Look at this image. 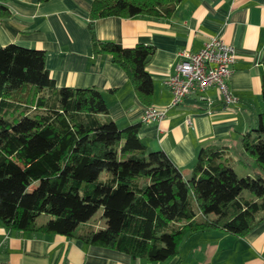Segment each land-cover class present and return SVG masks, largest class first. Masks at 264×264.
<instances>
[{
	"label": "trees",
	"instance_id": "1",
	"mask_svg": "<svg viewBox=\"0 0 264 264\" xmlns=\"http://www.w3.org/2000/svg\"><path fill=\"white\" fill-rule=\"evenodd\" d=\"M182 1L93 0L92 52L112 55L147 105L155 47L100 40L96 21L169 19ZM0 15L11 11L1 4ZM46 59L43 49L0 47V220L8 229L62 234L163 264L189 233L244 236L264 220V111L240 142L254 175L240 176L243 161L217 145L200 150L187 178L164 150L144 142L142 122L121 128L100 89L58 86ZM100 208L105 226L87 227ZM44 214L51 218L40 224Z\"/></svg>",
	"mask_w": 264,
	"mask_h": 264
},
{
	"label": "crops",
	"instance_id": "2",
	"mask_svg": "<svg viewBox=\"0 0 264 264\" xmlns=\"http://www.w3.org/2000/svg\"><path fill=\"white\" fill-rule=\"evenodd\" d=\"M93 0H0L11 11L0 15V47L12 43L43 49L58 86L100 89L109 116L121 127L142 122L140 136L151 150H164L183 171L192 167L204 147L228 146L238 162L241 136L258 125L264 111V0H183L169 19L110 16L96 21L100 40L126 47H155L147 70L154 81L152 104L136 92L127 72L112 55L92 52L89 27ZM214 36L235 47L237 59L229 86L238 102L226 106L217 87L204 99L189 95L158 121L143 122L149 106L165 108L173 93L165 84L185 50L198 52ZM191 120L190 123L188 120ZM239 163L243 174L256 171ZM251 197L252 195H248ZM0 261L12 264H156L62 234L8 229L0 220ZM161 264V263H158ZM163 264H264V220L244 236L220 229L189 233L179 254Z\"/></svg>",
	"mask_w": 264,
	"mask_h": 264
},
{
	"label": "built area",
	"instance_id": "3",
	"mask_svg": "<svg viewBox=\"0 0 264 264\" xmlns=\"http://www.w3.org/2000/svg\"><path fill=\"white\" fill-rule=\"evenodd\" d=\"M175 71L165 79L171 89L173 99L165 108L149 106L143 115V122L162 120L170 107L178 106L191 94L204 99L210 87H217L226 106L238 102L237 96L229 86L233 67L237 59L235 47L219 36L211 37L198 52L183 51ZM192 122L190 119L188 120ZM0 264H12L0 261Z\"/></svg>",
	"mask_w": 264,
	"mask_h": 264
},
{
	"label": "rangeland",
	"instance_id": "4",
	"mask_svg": "<svg viewBox=\"0 0 264 264\" xmlns=\"http://www.w3.org/2000/svg\"><path fill=\"white\" fill-rule=\"evenodd\" d=\"M240 159H241V160L243 161V163L246 164V165H252V164H253V161H251L250 159H246L244 156H242ZM246 165H245V166H246ZM257 170H258V169H257ZM236 171H237V173H238L240 176L245 175V174H243V170H241V169H239V168H237V167H236ZM250 171H251V174L254 175L255 171H254V172H253V170H250ZM245 194L252 195V194H251L250 192H248V191H245ZM102 216H103V209L100 208V209L98 210V212L95 214V216L92 218V220H91V221L88 223V225H86V226L88 227L89 225H92V226H94V227H96V228L104 227V226H105V219H104ZM50 218H51V216L44 214V215H42V216L39 218L38 222H39L40 224H42V223L47 222Z\"/></svg>",
	"mask_w": 264,
	"mask_h": 264
}]
</instances>
